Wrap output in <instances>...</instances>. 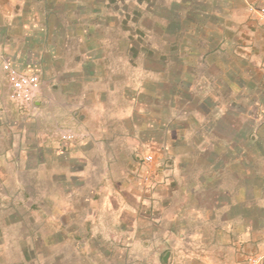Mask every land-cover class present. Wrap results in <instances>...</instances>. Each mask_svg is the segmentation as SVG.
I'll use <instances>...</instances> for the list:
<instances>
[{
	"label": "rangeland",
	"instance_id": "1",
	"mask_svg": "<svg viewBox=\"0 0 264 264\" xmlns=\"http://www.w3.org/2000/svg\"><path fill=\"white\" fill-rule=\"evenodd\" d=\"M247 1L0 0L8 67L38 69L41 102L1 116L0 264H264V231L226 235L246 216L227 224L214 202L238 182L251 203L264 153V25ZM190 200L211 213L184 222Z\"/></svg>",
	"mask_w": 264,
	"mask_h": 264
},
{
	"label": "crops",
	"instance_id": "2",
	"mask_svg": "<svg viewBox=\"0 0 264 264\" xmlns=\"http://www.w3.org/2000/svg\"><path fill=\"white\" fill-rule=\"evenodd\" d=\"M250 1L253 2V3H249V1H247L248 4L254 5L255 7H260V6L264 5V0H250ZM250 15H251V19H247L248 23L260 22L262 25H264V22L257 16V14L255 12L250 11ZM11 25H13V23ZM7 26L8 25H5V24H4V27L0 26V123L1 122H6V120H4V117L2 118L1 116H3L4 114H8L9 113L8 112L9 111L8 108L13 109L12 106H14V105L17 106L16 109H18L20 111H22V109L24 110V109L27 108L26 106H23V105L19 104L18 102H13L10 99V97H7V96H5V94H2L3 91L8 92L7 89H9V88H7V87H11L10 86V81H9V67L8 66L12 63V60L10 59V57H8L6 52L8 51L9 48H12V46H10V45L15 44V43H12V42H15L14 35H13V30H12L11 26H9V27H7ZM12 27H14V26H12ZM51 34H52L51 26L48 25L44 29V39L42 40L43 42H40V44L42 43V46H45V44L48 43L49 38L52 37ZM238 58H239V60L242 59L243 61H245V63L244 64L242 63V65H243V67H246V64L248 62L246 60H244L243 58H241V56H238ZM250 64H251V62H250ZM250 66H252V65H250ZM21 68H22L23 71H25V72L27 71L29 73L38 70V69H35V68L30 67L28 65L25 66V67L23 66ZM39 70H41V69H39ZM2 74H4V75H2ZM2 76H4V79H5L4 81H6L5 84L2 83L3 82V80H1L3 78ZM34 103H35L36 107L40 106V104H41V102L38 101L37 99L35 100ZM12 112H13V110H12ZM11 114H13V113H11ZM237 122H238L237 119H236L235 122H233V117H232L231 121H230L231 127L238 126ZM4 133H6V136L8 135V131H6ZM4 133H3L4 136H2V139H4V140H2V141L0 140V147H1V143L3 141H7L6 136H5ZM220 136L224 137L223 135H220ZM251 141H252V139H251ZM253 141H255V140H253ZM222 142H223V140H221V141H219L217 143L222 145L223 144ZM1 152H2V150H0V158H2V153ZM217 155H219V154H217ZM233 156H234V153H233ZM255 161L256 162H255V166L253 168V173L255 171L256 174L254 173V175H257V176H255V178L256 177L259 178L260 181L259 180H258L259 182L255 181L256 183L254 182V184L251 185V192H252V195H253L252 199H251L252 200L251 203L250 202L247 203L245 201L241 202V199L242 200L244 199V198H242V195H244V191H248L249 188L248 187H244V186L241 187V184H239L238 182L235 183V184H231L229 189L227 188V191H228L226 193L227 194L226 195L227 202H221L220 203V201H217V202L214 201L216 203L215 206H217V207L219 206L220 208H224L227 205H229V209L226 208V211H228L231 216L226 220L227 224H233L232 221H235V218H237L240 213H242L243 216H246L245 218H243L244 219L243 223H246L244 225H246L249 229H246V230H243V229H240V228L232 229V227L235 226V225H233L232 227L229 226V225H226L225 226L226 232H224V233L226 235H228V236L234 237V236L237 235V237H238V235H239V237H241L243 235L245 236V234H246L249 238H250L251 235L256 238L257 236L254 235V233H256V231H258L260 229H262L264 231V216H263V214H264V153L262 154V157H258L256 155ZM236 165H237V163H236ZM159 168H161V166H159ZM234 168L236 169L237 166H235V164L233 163L231 169L234 170ZM233 170H231V171H233ZM1 179H2V177H1ZM214 179L216 180V178L213 177V176L209 177L208 182H206V184L204 183L201 187H207V188H208V186L209 187L210 186L215 187L216 184H214V181H215ZM250 180H253V179H250ZM3 196H4V194H3ZM259 198H261V201L259 200ZM257 200H259L260 202H257ZM3 201L5 203H7L6 198ZM191 203L192 202L190 200V202H188V203L185 202L183 204V209H182L183 211L181 213L182 214L181 216H183L182 219H183L184 222H187V220H186V218L184 216L189 214L190 211H192L194 213V215H196L198 213L204 214L206 212L209 213V214L211 213V210H207V207H205L202 202H200L198 204V206H199L198 210H197V208L192 210L191 208H193L194 206L191 205ZM241 205L244 208H242ZM226 211L223 212V213H226ZM179 219H181L180 215H178V220H175V221L177 223H179ZM175 221H174V224L176 226L177 224H176ZM172 228H173L172 234H174L175 231H177V228L174 227V226ZM263 238H264V235H263ZM261 248H263V247H260V249Z\"/></svg>",
	"mask_w": 264,
	"mask_h": 264
},
{
	"label": "built area",
	"instance_id": "3",
	"mask_svg": "<svg viewBox=\"0 0 264 264\" xmlns=\"http://www.w3.org/2000/svg\"><path fill=\"white\" fill-rule=\"evenodd\" d=\"M251 11L255 12L257 16L264 22V5L255 7L251 5ZM9 81L12 90V97L22 105H29L35 100L36 89L38 85V76L18 70L16 68L9 69ZM66 138L71 136H65ZM146 160L152 161L153 156H146ZM261 258L252 257L248 264H261Z\"/></svg>",
	"mask_w": 264,
	"mask_h": 264
},
{
	"label": "water",
	"instance_id": "4",
	"mask_svg": "<svg viewBox=\"0 0 264 264\" xmlns=\"http://www.w3.org/2000/svg\"><path fill=\"white\" fill-rule=\"evenodd\" d=\"M170 252H167V254L164 257V260L167 261L168 260V256H169Z\"/></svg>",
	"mask_w": 264,
	"mask_h": 264
},
{
	"label": "trees",
	"instance_id": "5",
	"mask_svg": "<svg viewBox=\"0 0 264 264\" xmlns=\"http://www.w3.org/2000/svg\"><path fill=\"white\" fill-rule=\"evenodd\" d=\"M25 72V71H24Z\"/></svg>",
	"mask_w": 264,
	"mask_h": 264
}]
</instances>
